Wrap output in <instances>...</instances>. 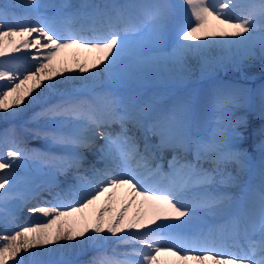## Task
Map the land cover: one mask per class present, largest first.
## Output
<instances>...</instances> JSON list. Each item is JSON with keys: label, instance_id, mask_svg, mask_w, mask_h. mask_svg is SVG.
Wrapping results in <instances>:
<instances>
[{"label": "snow or ice", "instance_id": "6c2138e0", "mask_svg": "<svg viewBox=\"0 0 264 264\" xmlns=\"http://www.w3.org/2000/svg\"><path fill=\"white\" fill-rule=\"evenodd\" d=\"M214 46L228 53L217 63L232 48L252 58L258 47L264 58V0L0 4V112L53 93L31 118L46 127L24 131L64 150L30 149L15 129L0 134L4 223L25 207L42 217L0 236V264H264V158L246 181L221 167L248 166L228 119L238 99L216 90L161 104L150 87L182 75L189 58L210 70ZM259 148L264 157V139ZM69 173L62 187L57 177ZM85 247L95 253L88 260L69 258Z\"/></svg>", "mask_w": 264, "mask_h": 264}, {"label": "bare ground", "instance_id": "6f19581e", "mask_svg": "<svg viewBox=\"0 0 264 264\" xmlns=\"http://www.w3.org/2000/svg\"><path fill=\"white\" fill-rule=\"evenodd\" d=\"M5 2H7V0H0V4H3ZM216 2H218V0H216ZM238 2L239 3H245V2H247V0H238ZM257 35H259V34H257ZM172 38L175 39L174 36ZM41 42L44 43L45 41H43V39H42ZM257 49H259V48L257 47L255 50H257ZM236 52H237L236 48H232L231 49V55L229 57L230 59L227 58V59H224L222 62L217 63L216 58H218L220 56H226V55H228V53L224 48L219 47V46H214V47L207 50L208 58L212 61V67L210 70L201 71L200 63L198 62V60H196L194 58H189L187 61V64H186L185 71L183 72L182 75H179L175 79H172V80H165L163 82H155V83H157V86L155 89H152V91L156 94V96L159 100V103H161V104H162V102H164V100L165 101H167V100L171 101L174 98L186 97L184 94V91H183V95H179L178 93L172 92V89L175 88L174 86H177L179 84H186L188 82L194 81L196 78L199 79L200 75H210V74H213L215 72H217V73L220 72L221 69L220 70L217 69L219 64H224L227 61L229 62L231 59H234V58H240L239 54H237L238 52L237 53ZM30 63H31V61L27 57L22 58L20 61H18V64L21 66V69L23 67L28 66ZM193 71H195L197 73L196 77L194 76V73H192ZM167 87H169V91H168ZM54 97H55V95L53 93L45 90L44 92L40 93V98L36 102L28 104L27 107H22L21 110L19 112H17L15 115H7L3 112H0V123L5 122L9 118H11V119L16 118V119H20V120L23 118L21 120L22 122H20V124H19V129H20L19 131H22V134H19L17 129H15V128H13V129H15L16 133L23 139L24 144L29 148L32 146V144L28 143V141H37V140H39V138L28 140L29 138H32V136L29 135L28 133H26L24 131V128L27 127V128H32V129H38V128L46 127V121L43 118H41V119H31V118L33 117L34 113L39 112L45 106V104H43L41 106H37V103L39 101H42L43 99L44 100L52 99ZM190 97L193 100L198 98V97L193 96V95ZM199 99H201V98H199ZM237 99H238L239 103L231 108L228 119H232V118L238 116L237 120L241 121L243 119V116L239 117V114L243 112V109H242L243 101L241 98H237ZM54 101H55V99H54ZM44 103H46V101ZM49 103H51V102H49ZM27 110H29L30 112L28 114H25V112ZM213 115L214 114L209 113L208 120L207 119L205 120V122L208 123V125H205V126H207L206 129H210V131H211V128L213 127V124H212ZM254 124H256V123H254ZM254 124L248 122L247 127L250 130L254 131V129H253L255 127ZM201 127H203L202 124H201ZM200 131H201V128H200ZM47 146L49 147V149H52L53 152L59 153L61 151L62 152L64 151L63 149L52 146L49 143L47 144ZM89 153H91V152H89ZM207 164H208V162L204 163V165H206V166H207ZM206 166H204V167H206ZM225 174L227 175L228 173H225ZM232 175L238 176L240 181L242 180V178L244 179L246 176L245 174L243 175V172L238 167L236 169V173L232 174ZM217 179H219V177ZM233 186H235V185L230 186L228 188V191L232 190V188H235ZM236 188H238V186ZM120 201H121V197L118 196L116 201L112 202L111 207L113 208V210H115L119 207ZM32 203L34 204L35 201H32ZM94 207L95 206H93V208ZM26 209H27V207H25L23 210H21L20 212L17 213V216H16L17 223H15V224H13V223L5 224L3 221V213H0V234L2 232H5V234H12L16 230H19V225H21V224H31V223L38 222L42 219V217L39 213H37L35 215L32 214L33 217H31V218H26L25 215L21 214ZM89 211H92V209H89ZM133 211H135V205H133V207L129 209V214H131ZM2 243H3V241H0V244H2ZM109 252H110V249H109ZM94 254L95 253L92 249L85 247V249L82 252L77 253V254L69 257V258L82 262V261L88 260Z\"/></svg>", "mask_w": 264, "mask_h": 264}, {"label": "rangeland", "instance_id": "374dc122", "mask_svg": "<svg viewBox=\"0 0 264 264\" xmlns=\"http://www.w3.org/2000/svg\"><path fill=\"white\" fill-rule=\"evenodd\" d=\"M237 54H239L240 58H234L231 59L229 62L227 61L224 64H219L218 65V70L221 69L220 72H215L213 74L210 75H200V78H196L194 81L188 82L186 84H179L177 85V87H180L181 89H184V94L186 97H190L192 96V93H195V90L199 87V85H201V81H217V80H221V81H228L229 84L231 85H235L236 88L234 89V94L232 95L235 98H241L243 101L244 95L243 92L246 90L247 84H251V82L249 80L252 79V77H247V74L252 75V74H259V78L260 82L263 83L264 82V58H261L260 54H259V49L255 50L256 51V55L253 56L252 58H244L243 56V50H239L236 49ZM230 59V58H229ZM217 66V65H216ZM192 73H194V76H197V73L195 71H193ZM157 84V83H156ZM196 88V89H195ZM195 89V90H194ZM183 93V92H181ZM54 99H56V97L52 98V99H47V100H42L39 101L37 103V106H41L43 104L49 103V102H53ZM46 101V103H44ZM243 106L245 109L247 106H245V103H243ZM36 107V106H35ZM260 109V105L258 106ZM33 108V107H32ZM30 110V109H29ZM27 110L25 112V114H28L30 111ZM250 110V108H249ZM23 119V118H22ZM21 119V120H22ZM20 119H16V118H9L7 121L0 123V134H3L5 132L6 129L10 130L13 129L16 126H19L20 122H22ZM231 121V119H230ZM248 122L254 124V131L250 130L247 127ZM258 123V124H257ZM240 126V128H239ZM13 127V128H11ZM232 127L236 128L238 131H240L241 133H243V135L238 138L237 140L234 141V143L242 150H243L242 146L246 145L248 142H251V150L252 153L255 151L256 153H260V148H259V144L261 139H264V137L261 136L260 134V129L264 128V119L261 118V115H255V114H246L243 116V119L239 122L237 121H232ZM209 133H210V129ZM209 133H207L205 136H207ZM257 138V139H256ZM29 139H36V138H29ZM39 141V142H37ZM37 141H30V143L32 144H42L41 146L45 147L46 140L45 139H40ZM39 144V145H40ZM256 144V145H255ZM242 145V146H241ZM246 155H247V164L250 163V158L248 156V152L245 151Z\"/></svg>", "mask_w": 264, "mask_h": 264}]
</instances>
